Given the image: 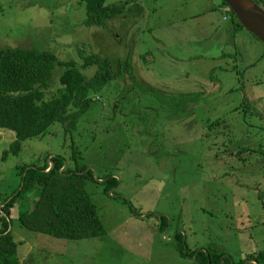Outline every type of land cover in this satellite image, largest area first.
Instances as JSON below:
<instances>
[{"label": "rangeland", "instance_id": "rangeland-1", "mask_svg": "<svg viewBox=\"0 0 264 264\" xmlns=\"http://www.w3.org/2000/svg\"><path fill=\"white\" fill-rule=\"evenodd\" d=\"M123 3V15L88 26L81 0H0V53L50 51L78 66L92 54L130 55L133 68L91 93L74 129L54 124L19 154L9 151L15 133L0 128V205L23 166L61 156L74 168L75 147L93 172L86 189L107 231L67 240L28 230L17 215L34 197L16 200L22 264H197V249L224 253L219 264H264L245 261L264 250V44L223 0L105 5ZM62 72L44 89L48 99Z\"/></svg>", "mask_w": 264, "mask_h": 264}, {"label": "trees", "instance_id": "trees-1", "mask_svg": "<svg viewBox=\"0 0 264 264\" xmlns=\"http://www.w3.org/2000/svg\"><path fill=\"white\" fill-rule=\"evenodd\" d=\"M85 3L88 26H105L106 21L125 13L126 3L106 6V0H81ZM262 7L263 0H254ZM225 6H228L223 1ZM237 25L244 27L232 11ZM63 68L60 85L55 96L47 98V89L54 78V70ZM96 67L94 75L87 78L82 71ZM130 55L127 58L87 56L81 66L75 62H60L53 52L15 49L0 53V128L13 131L16 140L9 151L19 154L25 140L45 136L54 124H63L65 130L76 127L78 119L93 103L91 93L102 91L111 81L125 74H132ZM75 147L71 158L74 168L61 156L49 157L43 164L25 165L21 170L19 187L4 199L0 209V264H22L19 243L12 234L13 206L16 200L33 196V208L23 209L17 215L22 227L50 235L57 239L84 240L104 236L106 229L97 206L86 187L94 181L91 170L79 165ZM8 151L3 153L6 160ZM76 161V164H75ZM116 180L109 181L107 190L115 187ZM106 190V191H107ZM3 211V215H1ZM182 256L189 257L183 247ZM197 264H219L224 253L192 251ZM215 256L214 259L212 257ZM247 260L264 263V250L248 255Z\"/></svg>", "mask_w": 264, "mask_h": 264}, {"label": "water", "instance_id": "water-1", "mask_svg": "<svg viewBox=\"0 0 264 264\" xmlns=\"http://www.w3.org/2000/svg\"><path fill=\"white\" fill-rule=\"evenodd\" d=\"M237 15L241 23L251 32L260 42L264 44V8L258 6L253 0H223ZM53 165V163H52ZM66 163L62 171L66 168ZM91 169H87L88 172ZM5 204V203H4ZM0 205V209L4 205ZM1 211V215H3Z\"/></svg>", "mask_w": 264, "mask_h": 264}, {"label": "built area", "instance_id": "built-area-1", "mask_svg": "<svg viewBox=\"0 0 264 264\" xmlns=\"http://www.w3.org/2000/svg\"><path fill=\"white\" fill-rule=\"evenodd\" d=\"M225 11L230 14L233 10L232 8L228 5V6H225ZM226 19H228V17H226Z\"/></svg>", "mask_w": 264, "mask_h": 264}]
</instances>
